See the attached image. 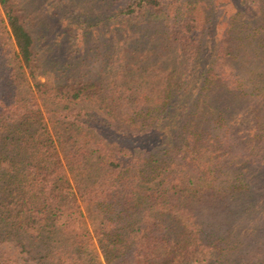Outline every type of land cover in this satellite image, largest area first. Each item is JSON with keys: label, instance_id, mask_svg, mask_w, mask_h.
Masks as SVG:
<instances>
[{"label": "trees", "instance_id": "obj_1", "mask_svg": "<svg viewBox=\"0 0 264 264\" xmlns=\"http://www.w3.org/2000/svg\"><path fill=\"white\" fill-rule=\"evenodd\" d=\"M38 1L0 0L16 59L0 40V243L42 264L264 251V0L213 43L212 0H123L73 61L38 47ZM0 264L18 261L0 247Z\"/></svg>", "mask_w": 264, "mask_h": 264}, {"label": "rangeland", "instance_id": "obj_2", "mask_svg": "<svg viewBox=\"0 0 264 264\" xmlns=\"http://www.w3.org/2000/svg\"><path fill=\"white\" fill-rule=\"evenodd\" d=\"M123 0H39L36 4L38 9L35 15L36 31L38 34V47L46 51L47 54L52 53L56 59H69L70 61L81 58L87 54L92 44L96 31H102L103 36H108L107 25L112 22L107 19V15L111 14L113 9H118ZM172 0H164L165 9H171ZM198 7H201V0ZM214 7L212 10H206V14L209 17V23L205 29L206 36L211 39L213 43L216 38L222 35L226 18L234 10H240L242 15L246 18L255 20L258 16L257 13V1L255 0H212ZM87 29L89 33L84 34V29ZM88 37V38H87ZM0 40L2 46H4L8 58L12 61H16L13 51L14 45L12 38L9 36L6 21L3 16L2 8L0 6ZM139 45V44H138ZM146 44H143L145 46ZM149 49L151 45L149 44ZM138 47V46H137ZM142 47V45L140 46ZM155 48V47H154ZM51 49V50H50ZM90 55V54H89ZM202 64V61H201ZM184 71H187L186 67ZM185 74V73H184ZM27 78L25 72H21L18 80L19 93L27 97L31 92V88L28 86L30 83L24 81ZM41 79V78H40ZM191 87H195V83H190ZM81 106L94 107V102L82 101ZM253 169H249L250 173H253L251 177L252 181L257 183L262 179L255 175L256 166L251 164ZM263 181V180H262ZM264 186V185H263ZM264 211L262 205L259 206ZM246 227H252L250 224H246ZM256 242V241H255ZM253 242V243H255ZM0 247L8 250L12 253L18 261V264H42L43 261L39 259L40 253L36 250L31 252L18 248L14 243L7 239H4L0 243ZM256 253V254H255ZM253 257H250L243 262L244 264H264V251L262 247H257L252 253Z\"/></svg>", "mask_w": 264, "mask_h": 264}]
</instances>
